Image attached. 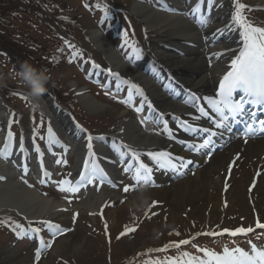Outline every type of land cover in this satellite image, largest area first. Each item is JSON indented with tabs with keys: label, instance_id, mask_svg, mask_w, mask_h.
<instances>
[{
	"label": "bare ground",
	"instance_id": "bare-ground-1",
	"mask_svg": "<svg viewBox=\"0 0 264 264\" xmlns=\"http://www.w3.org/2000/svg\"><path fill=\"white\" fill-rule=\"evenodd\" d=\"M223 11L226 12V9L223 8L219 15L222 14ZM135 12L144 19L147 26L161 29L162 32H165L168 35L167 39L169 42L178 45H185V43H188L190 44L189 46L195 47V42L197 43L199 38H201L203 42L205 41L203 39L205 36H203L202 33H208V27L203 29L201 28L203 32H200L198 27H194L193 24L188 23L189 21H187L185 16H164L163 14L154 12L150 8L148 9L142 5L137 6L135 8ZM231 13L234 14V10ZM231 13L228 12L230 17L233 16ZM95 36L99 37L98 34ZM95 36L93 37L95 38ZM234 37L237 38L238 36L236 35ZM97 41L100 46L103 47V51L109 58L110 63L114 64V66H121L123 60L120 59L119 55L112 48V46H109L106 43V40L102 37H100V40ZM189 46L185 48V56L181 57L179 60H171L170 57L168 55H164L161 50L155 51L153 54L156 55L155 60L157 62H162L164 57L169 58V61L171 60V64H169V66L173 70L169 71H175V73L178 74L180 71L184 73V70H186V74H192L181 76V79H183L188 85L186 88L193 89L198 93L206 91L209 93L214 88L216 81L215 74H217L219 71L220 64L218 63V65L214 67L212 62H217V59L212 58L213 61L210 63L205 59V54L207 55L210 52L209 50H197L192 49ZM156 65L159 69L161 68L159 67L158 63L154 65L155 68ZM122 70L123 69H120V71ZM132 73L140 74L137 70H132ZM156 80L157 78L142 79V81L149 87V90L157 100V103L167 110L171 109L172 107L176 108L178 111L185 109L182 106H177L175 103L170 101V97H168L166 94L167 91H165L163 88V79L158 83ZM166 83L168 85L170 84L167 80H165L164 84ZM83 101L92 112H98L99 110L105 108L104 104L98 102L96 98L90 96H85ZM69 129L73 133L74 129L71 127ZM121 129H123V131H120L113 137H107V139L115 138L119 143L122 141L123 144L125 143L130 145L137 149L139 153L143 154L146 150L151 149L152 147H163L164 145L168 144V141L170 140L165 128H163L160 133L154 135L149 134L146 131L140 129L138 123L135 120L124 121L122 123ZM59 133L62 135L63 139H69L67 133L62 131L60 128ZM84 144V142H79V146L76 148L79 153L77 156L75 169H78L79 173L80 170H82L81 164L84 157H86V151L89 153V151L84 148ZM99 147V152L101 155H103L105 151H109V149L106 147H102L101 145H99ZM171 147L175 155H179L180 152L184 154L186 153L183 152L177 144L175 146L172 145ZM119 149L121 150L116 151L114 154L107 155L108 163L105 165V169L110 173L109 180L113 182L119 178V174L116 171L115 165L118 162V158L122 157V149L126 148L122 147L121 143ZM237 153H242V155L238 160V164L236 165L237 168L235 167L232 172L233 180L231 179V182L234 181V187L224 194L223 181L226 178V173L222 176V173L219 170L224 166L226 161H230ZM126 160L128 161L129 158ZM38 167L43 168V164L41 162L38 163L36 171L37 173L40 172ZM7 169L10 168L0 164V170L5 172ZM260 170L264 171V141H254L244 147L242 145L236 144L234 147L216 155L210 165L206 166L203 170L198 171V182L196 185H192V179L188 178L183 182L184 184H182V187L180 186V188L183 190L181 194L171 192L168 188H166L165 191L167 193L169 191V202L172 204H175L176 201L180 206L181 204L187 203L186 201H202V208H207L209 206L216 207L219 204L224 203V201H226L228 204L235 202V196L238 195L239 189L241 187L244 188L246 185L245 183L248 182L245 190L248 191L250 186L253 187L254 184L255 186L252 188L254 190L251 196H254L259 202L260 199L264 198V174L260 180L256 179L253 181V179L255 173ZM224 171H227L226 167ZM13 172V170L9 171V180L7 183L0 182V208H5V210H3L4 213H14L16 211V213L24 215L30 220L44 217L42 216L43 214L51 216L57 215L59 213L60 209L63 207L62 202L57 201L55 198L46 197L35 188L28 186L24 182H19L15 178ZM238 175L241 176L240 183L235 182V176L237 177ZM156 176L157 181L161 183L160 181L162 177H160V174H156ZM181 183L182 182L178 183V185L176 184L174 187H179V184ZM148 193L149 191H144L133 194L130 203L136 205L138 202L141 204L148 198ZM107 197L108 196L104 195H94L92 198L86 199L82 205L79 206L93 212L98 209L99 205H102ZM117 212L118 210H116L114 213L116 214ZM109 219L112 221L111 217ZM61 244L62 242L59 243L58 247ZM43 264H48V262L46 261Z\"/></svg>",
	"mask_w": 264,
	"mask_h": 264
},
{
	"label": "snow or ice",
	"instance_id": "snow-or-ice-1",
	"mask_svg": "<svg viewBox=\"0 0 264 264\" xmlns=\"http://www.w3.org/2000/svg\"><path fill=\"white\" fill-rule=\"evenodd\" d=\"M206 3L207 9H212L217 3L218 0H198L195 7H193L188 13V15L194 18V22L200 28H206L211 23L210 15L203 14L202 5ZM107 7V6H106ZM246 5L240 3L239 0H236V6L234 10V14L232 16L233 22L240 26L242 31L240 32V40L241 46L238 49V54L234 51L233 55L234 59L231 60L230 69L225 72L222 76V79L218 81V89L214 91L213 95L203 96L202 99L207 101V104L211 106V110L216 114V120L218 127H223L226 130H230V118L235 119L236 117L244 118L247 117L246 120L242 119V122L245 125L246 131L244 133L245 138H247L250 134H254L256 132L255 124H259L260 130L264 131V119H258V113L253 111L252 108L254 106H260L264 108V27L255 26L249 21L244 15V9ZM171 11V9H167ZM107 15V12H106ZM67 19V17H65ZM231 29L230 25L225 26L224 29H217V34H222L224 31H228ZM124 36L127 37V31L124 32ZM65 43H68L65 41ZM70 47H74L69 45ZM132 50L134 53L139 54L140 49H138L135 45L132 46ZM223 53H213V56H220ZM0 55H4L7 57V53L3 50H0ZM132 57L129 56V59ZM93 66L99 68V65H96L93 62ZM111 75L115 77H119V72H113L110 68L107 69ZM125 83H131L130 81H124ZM132 88L137 89L142 96H144V90L139 87V85L132 84ZM26 99L25 97H23ZM201 97L198 96L195 92H189V98L185 100L186 104H191L193 107L197 108L199 113L202 116H209V111L206 110L204 106H200L195 102L200 100ZM144 101L151 105V102L147 100V97L144 96ZM124 103H129L128 100L123 101ZM247 106V107H246ZM140 108H137L136 111H140ZM43 116V113H42ZM160 116L163 117L164 113H160ZM200 117H197L199 119ZM251 121V122H249ZM143 123V121H141ZM164 128L167 131L170 138L172 137V129L168 127V121L164 120ZM180 127L185 128L186 130H195L192 125L188 123V121H181ZM87 131V130H84ZM123 131V129H121ZM201 131L204 133H210V136H215L217 133L212 131L210 128H202ZM49 133V145L52 144V137H54V133L52 131L51 126L48 127ZM11 133L9 136L11 137ZM88 149L89 156L95 157L96 153L92 151L93 144L91 141L94 139L91 134L88 135ZM57 142H59L57 140ZM211 143V139H205L202 143L199 144H188L187 146L196 151L206 149L209 147ZM122 147L128 149V153H131V156L135 158L138 162V166L134 168V179H146L151 180L153 167H150L148 163H145L141 157L140 153L137 149L133 148L130 145L123 144ZM37 151H39V147L37 146ZM127 153H121V156H125ZM148 157H151L152 161L155 162L154 166H158L159 168H171L174 170H178V164L176 161H180L179 167H186V164L183 162L182 157H174L172 153L168 151H150L147 153ZM67 163V160H57L56 163ZM187 163H191V161H187ZM131 169L125 168L124 171H129ZM143 173V177L141 176ZM46 176H49L50 173L45 171ZM100 175L102 178L100 180V184L104 183L105 177H107V173L101 168L95 161L91 164L86 160L84 162V173L81 174L79 181L73 184L70 180H61L58 181L57 184L60 186V191L62 192H72L76 193L80 191L81 187H85L88 184L94 183L96 176ZM259 176V173H257ZM4 179V177L0 176V180ZM42 183L44 181H41ZM63 185H70L68 188L62 187ZM255 185L253 184V187ZM128 187L124 188V191H128ZM68 199V197H66ZM69 202H71L69 200ZM156 202H154L155 204ZM227 202L225 201V206ZM78 215V214H77ZM43 224L49 228H54L57 231L60 230V226L57 224H53L51 221H43ZM105 227H107V223H105ZM256 228L264 229V222L259 220L257 217ZM135 228H128L125 226V232L121 233V236L125 235L127 232L135 231ZM256 229L253 227L245 228L240 226L236 229H221L219 232L211 231L206 233H201L202 235H210V236H222L227 233L230 236L237 235H247L248 233L254 232ZM32 231L39 233L41 231L40 228H33ZM198 234V235H201ZM179 235V233H177ZM259 238V237H258ZM190 243V240H180L179 242H170L169 245H165L164 249H156L155 251L166 250L168 247H177L180 245H186ZM250 245V250H245L240 247L229 248L227 246L224 247L222 253H217L214 250L200 248L199 251L205 254V258H200L196 256H192L190 253H183L185 257H187L186 264H264V247H258L255 243L251 241L248 242ZM46 247H50V244H46ZM149 251H154L153 249H149ZM40 249H37V258H39ZM159 264V262H157ZM172 264H176L175 261Z\"/></svg>",
	"mask_w": 264,
	"mask_h": 264
},
{
	"label": "rangeland",
	"instance_id": "rangeland-1",
	"mask_svg": "<svg viewBox=\"0 0 264 264\" xmlns=\"http://www.w3.org/2000/svg\"><path fill=\"white\" fill-rule=\"evenodd\" d=\"M75 2V0H72ZM79 0H77V3ZM87 24L91 27L89 28L87 34H90V29L95 28L92 22L87 21ZM96 31V30H93ZM91 31V35L92 32ZM82 35L84 33L82 32ZM154 44V43H152ZM100 59L105 61V56L103 53H97ZM80 77L77 76V83L80 81ZM105 104V108L95 112V116L102 118L100 114L104 111L108 114L107 123H95V127L103 128L107 125L114 124L113 132L117 130L122 121L131 120V117H137L133 115V112L129 114L120 109V106L112 104L108 101H105L102 97H98ZM1 99V96H0ZM3 104L1 108H6L8 110L7 102L2 100ZM82 105L84 103L80 101ZM85 109L87 108L84 105ZM29 110H26L28 112ZM30 113V114H29ZM29 120H31V112H28ZM101 130V129H98ZM75 159L73 158V161ZM227 164V162H226ZM70 170V169H69ZM222 170V168H221ZM220 170V171H221ZM59 174L63 177L64 170ZM241 176H235V182L240 183ZM191 184L196 185L198 182L197 176L191 178ZM233 180V179H232ZM234 183V181H233ZM248 182L245 184L247 185ZM182 184H179V187H170L169 191L180 193L183 192ZM175 185V184H174ZM229 185L227 191L234 187ZM239 189V193L235 196V202L225 206L219 204L218 206H210L207 208H202V201H186L187 203L181 204L179 206L178 202L175 201L176 206L169 202V191L168 193L164 189H153L148 193V198L143 201L141 204L138 202L135 204L130 203V200L133 197V194L123 192L117 196V199H120L119 202L115 203L113 207L107 211L108 219L112 217L113 221L111 227L113 228L114 233H117L119 229L124 227V224L127 223L129 217L134 219V216L131 214L136 213L135 217L142 218L146 214V233H137L131 232L123 238V240L114 241L113 245H107L102 235H94L92 233L91 223H94L97 218L89 216L85 210L74 209L66 212H61L57 216H51L53 218H58L62 220L66 226L72 229V232L68 235L59 239L53 250L46 255L42 261H34L32 256V246L30 244H21L14 243V240H6V235H0V264H43L48 262V264H118L122 262L125 258H128L134 254H139L143 252L146 248L151 245L162 246L164 242L169 239L168 235H171L174 232L176 227L182 225L183 219L199 218V217H210L212 220L216 219L219 223L224 225L236 226V225H246L251 223L253 213L256 208L261 212L264 210V198L260 199L259 202L252 195V192L246 191L245 187ZM130 192V191H129ZM49 197H55L58 200L63 199L62 196L69 197L68 194H61L56 192H46ZM127 193V198L125 194ZM134 193V192H133ZM74 198L71 203L74 202L73 207L76 208V204L82 203L83 199L80 196H72ZM126 200V202H125ZM124 202V203H123ZM156 202V204H154ZM139 204V205H138ZM80 207V206H79ZM149 207H152L149 208ZM151 209V214L147 215L145 210ZM118 210L117 217H115V211ZM81 214V215H77ZM89 217H88V216ZM47 216V215H42ZM49 217V216H48ZM89 218V219H88ZM145 219V216L143 217ZM74 230V231H73ZM161 236H159V234ZM164 234V236H162ZM13 240V241H12ZM62 244L58 247L59 243Z\"/></svg>",
	"mask_w": 264,
	"mask_h": 264
},
{
	"label": "clouds",
	"instance_id": "clouds-1",
	"mask_svg": "<svg viewBox=\"0 0 264 264\" xmlns=\"http://www.w3.org/2000/svg\"><path fill=\"white\" fill-rule=\"evenodd\" d=\"M9 80H16L22 86L27 106L32 111H41L44 106L43 96L48 91L52 75L47 67H37L29 60L20 62L19 68L5 72L0 68V88L8 86Z\"/></svg>",
	"mask_w": 264,
	"mask_h": 264
}]
</instances>
